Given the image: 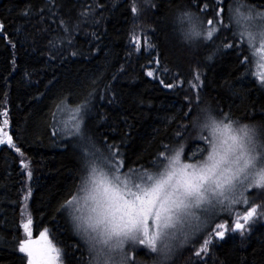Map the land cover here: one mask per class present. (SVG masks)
<instances>
[{
  "label": "snow or ice",
  "instance_id": "obj_1",
  "mask_svg": "<svg viewBox=\"0 0 264 264\" xmlns=\"http://www.w3.org/2000/svg\"><path fill=\"white\" fill-rule=\"evenodd\" d=\"M117 5L131 24L125 62L108 82L96 76L79 91L60 92L43 123L53 145L67 141L59 146L70 145L75 157L73 185L56 208L70 222L74 240L62 244L48 228L33 238L28 213L20 224L25 238L14 251L21 264H216L222 242L237 235L246 240L264 223V0H113L111 7ZM63 7L61 0H25L17 8L22 24L15 31L34 50L44 44L45 71L57 60L90 59L101 50L95 42L102 39L109 5L88 0L75 17ZM81 34L91 43L87 55L75 45ZM0 39L17 49L6 19H0ZM224 57H234L235 67L218 88L241 100L250 92L261 98L246 122L230 105L204 99L201 62L208 67ZM180 61L195 65L187 81L173 71ZM11 63L15 70V52ZM120 74L133 84L143 76L162 90L185 93L180 113L163 117L165 128L178 125L173 138L162 141L147 164L130 162L125 153L134 130L128 110L100 112L93 102L107 99L113 110L123 108L124 97L112 83ZM32 77L25 70L29 83H40ZM245 82L247 92L237 86ZM37 92L33 99L45 95ZM132 103L153 106L142 95ZM0 117V146L21 157L30 181L31 161L18 146L19 132L11 131L7 108ZM103 124L111 135L100 132ZM31 196L28 186L23 200Z\"/></svg>",
  "mask_w": 264,
  "mask_h": 264
},
{
  "label": "trees",
  "instance_id": "obj_2",
  "mask_svg": "<svg viewBox=\"0 0 264 264\" xmlns=\"http://www.w3.org/2000/svg\"><path fill=\"white\" fill-rule=\"evenodd\" d=\"M87 2L88 0H72V4H75L72 7L69 0H61L64 5L61 11L67 13L70 10L75 17L80 7ZM103 2L109 8L104 13L105 20L99 29L102 39L95 42L101 50L90 59L80 56L69 57L63 62L57 60L53 62V67L45 71L48 54L44 44L36 45L34 50L15 31L22 24L17 8L23 7L25 0H0V19L7 20L9 36L19 41L17 49L13 50L0 39V111L7 108L11 131L19 132L18 146L31 161L33 172L32 180L29 181L20 166L21 157L7 146H0V264H21L18 258L20 254L14 251V247L19 239L24 238L23 229L20 227L25 216V213L22 215L24 205L27 206L26 214L30 213L33 219V237L48 228L62 244L68 245L74 240L70 222L57 213L56 208L73 185L75 157L70 145L67 148L59 146L68 143L67 141H59L57 145H53L51 140L54 138H50L43 123L60 92L67 94L70 91H79L81 85L87 86L96 76H102L103 82H108L118 72L120 64L125 62V44L130 21L125 20V10L119 5L111 7L113 0ZM160 39L163 41L166 37L161 35ZM75 45L85 55L91 47L83 34L77 36ZM13 52L17 61L15 70L11 63ZM65 55H68L67 52ZM233 59L234 57H224L208 67H204L201 62V71L207 78L204 99L213 104L219 101L225 107L230 105L235 116L246 122L253 107H259L261 98L258 94L250 92L241 100L218 88L222 78L233 71ZM132 66L137 72L141 71L135 58ZM194 67L192 63L180 61L179 67L173 68V71L179 72L181 78L187 81L191 79ZM25 70L33 72L32 79L39 80L40 83H29L24 78ZM53 74V84L46 89L45 85L53 78ZM112 83L116 92L124 97L123 108L113 110L107 99H96L93 101L96 109L109 113L128 110L134 130L124 149L125 153L130 162L147 164L161 142L173 138V130L178 125L165 128L163 117L180 113L182 105L185 104V93L179 87L162 90L143 76L133 84L127 75L120 74V79ZM237 86L247 92L246 82L238 83ZM184 87H188L186 83ZM37 89L45 95L33 99L38 95ZM135 95L150 98L153 106L137 107L132 103ZM107 127V124L101 125L100 132L111 135L105 133ZM113 139L118 140L119 137ZM28 186L32 188V196L25 202L23 195ZM214 259L216 264H264V223L257 224L246 240H241L237 235L222 242L216 248Z\"/></svg>",
  "mask_w": 264,
  "mask_h": 264
},
{
  "label": "rangeland",
  "instance_id": "obj_3",
  "mask_svg": "<svg viewBox=\"0 0 264 264\" xmlns=\"http://www.w3.org/2000/svg\"><path fill=\"white\" fill-rule=\"evenodd\" d=\"M67 118H70V117H67ZM26 202V201H25ZM23 212L25 213V216H24V219L26 218L27 214H26V210H25V205L23 206ZM24 234V233H23ZM38 236V234L33 237V238H36ZM25 238V237H24Z\"/></svg>",
  "mask_w": 264,
  "mask_h": 264
}]
</instances>
